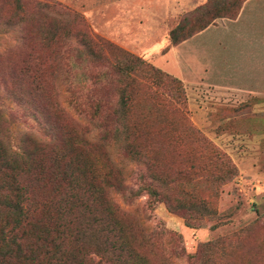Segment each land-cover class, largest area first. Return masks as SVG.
Listing matches in <instances>:
<instances>
[{
  "label": "rangeland",
  "instance_id": "obj_1",
  "mask_svg": "<svg viewBox=\"0 0 264 264\" xmlns=\"http://www.w3.org/2000/svg\"><path fill=\"white\" fill-rule=\"evenodd\" d=\"M23 1L30 5V0ZM41 1L49 5L45 16L58 35H64L73 53L81 49L78 40L86 31L140 61L133 77L108 75L92 95L101 101L102 115L116 110L118 90L125 89V97L130 96L127 107L117 105L123 116L121 124H114L108 117L96 125L107 130H128L136 137L135 146L144 156H131L124 144H108L105 151L114 165V177L123 178L134 190L139 176L153 180L149 178L153 175L162 183L164 201L141 195L126 202L114 195L119 212L129 221L146 227L147 235H161L154 239L157 250L151 254L156 264H186L188 257L196 255L201 264H264V85L248 84L246 79L233 76L253 75L252 68L245 66L251 63L231 56L230 49L243 47H233L220 31H215L219 35L213 37L208 31L196 39L197 43L192 42L199 63L207 64L202 59L207 55L202 53L209 54V50H216L215 57L220 62L224 59V68L214 80L196 73L172 76L147 57L155 44L168 41L160 52L161 56L165 54V49L172 46L171 30H177L176 37L190 38L215 25L206 19L208 11L216 10L208 4L210 0L168 18L161 16L165 0ZM13 2L0 0V15H9ZM195 10L204 14L199 21L188 14ZM27 11L30 14L29 8ZM15 39L11 32L0 30V111L9 124L12 148L19 145L23 136L41 139L45 134L30 116L32 110L48 123L62 126L67 125L69 116H74L65 103L62 84L47 82L41 91L20 102L14 100L17 95L29 94L25 79L12 78L19 49ZM245 39L250 45L252 41ZM213 43L226 45V51ZM260 46L259 43L257 47ZM124 57L115 53L112 61L122 62ZM171 60L176 61V57ZM262 68L258 74L264 77ZM95 70L91 66L86 69L87 73ZM53 105L63 110L64 117L55 107L53 111ZM92 127L86 124L89 140L97 133L98 127ZM62 138L59 136L55 143L60 149L64 147ZM103 151L99 146L88 148L95 159H100ZM179 206L190 213H184ZM178 250L181 258L173 254Z\"/></svg>",
  "mask_w": 264,
  "mask_h": 264
},
{
  "label": "trees",
  "instance_id": "obj_2",
  "mask_svg": "<svg viewBox=\"0 0 264 264\" xmlns=\"http://www.w3.org/2000/svg\"><path fill=\"white\" fill-rule=\"evenodd\" d=\"M242 1H208L216 10L208 11L207 21L234 17ZM48 11L49 5L41 0H30V5L14 0L10 14L0 15V30L14 34L15 47H19L12 78L25 79L29 88L28 95H17L14 100L20 102L41 91L47 82L62 84L65 103L74 115L62 126L48 123L32 110L30 116L45 134L41 139L23 136L19 145L12 148L9 124L0 111V264H156L151 254L156 249L154 239L161 235H147L146 227L129 221L119 212L114 195L126 202L141 195L164 201L162 183L153 175L149 177L153 180L143 175L134 190L123 178L114 177V165L105 151L108 144H124L131 156H144L135 146L136 137L128 130H107L96 125L108 117L114 124H121L123 116L117 105L127 107L130 96L125 97V89L118 90L116 110L102 115V103L92 95L108 75L133 77L140 61L86 31L78 40L81 49L73 53L64 35H58L45 16ZM199 11L188 14L199 21L204 16ZM176 33L177 30L169 32L172 46L188 38L176 37ZM58 41L62 42L61 47ZM115 53L124 55V61L113 62ZM89 66L95 72L87 73ZM55 105L53 111L55 107L63 116V110ZM86 124L98 127L93 140L88 138ZM59 136H63L62 149L55 146ZM121 137L124 138L120 140ZM94 146L105 151L100 159L91 158L88 152ZM179 208L190 213L184 206ZM173 254L181 258L180 250ZM187 259L186 264H201L197 255Z\"/></svg>",
  "mask_w": 264,
  "mask_h": 264
},
{
  "label": "crops",
  "instance_id": "obj_3",
  "mask_svg": "<svg viewBox=\"0 0 264 264\" xmlns=\"http://www.w3.org/2000/svg\"><path fill=\"white\" fill-rule=\"evenodd\" d=\"M206 1L207 0H165L164 4L161 5L163 11L161 16L167 18L170 16L175 17L177 14L180 15L193 10ZM156 6L157 5H153L154 8ZM213 22H215V25H211L203 31L192 35L176 46H170L168 49L166 48L163 56H161L160 52L168 45V41H164L161 45L155 44L148 52V59L152 60L155 66L175 77L181 76L182 73L183 75L185 73H196V75L199 76L207 75L212 80L217 79L220 68H224V66L221 65V63H224V59L220 62V59L215 57L216 50L214 49L215 51L209 50V54L203 51L202 54L205 53L204 55H207L206 58H202L207 62L206 65L199 63L194 55L196 46H194L192 42L197 43L196 39L208 31L213 33L212 37L215 34L219 35V33H215V31H220L225 37L228 36L227 39L228 41L231 40L233 47L234 45L243 47L230 49L231 56L240 62L246 61L251 63L245 65L252 68L251 71H253V75L251 77L249 75L243 76L240 73L239 75L236 74L233 76L246 79L245 81H248V84L251 82L252 85H264L263 74H258V71L263 70L262 67L264 66V0H243L234 17H217ZM245 38L252 41L250 45ZM259 43L261 46L257 47ZM213 45L220 46L222 50L225 49L226 51V45L220 43H213ZM244 45H248L249 47L245 49ZM173 56L176 57V61L171 60ZM174 71L175 73H173Z\"/></svg>",
  "mask_w": 264,
  "mask_h": 264
}]
</instances>
